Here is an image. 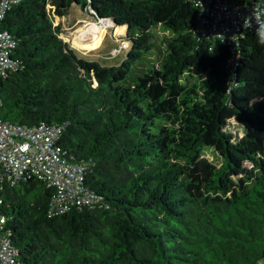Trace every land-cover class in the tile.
Wrapping results in <instances>:
<instances>
[{
	"label": "trees",
	"instance_id": "trees-1",
	"mask_svg": "<svg viewBox=\"0 0 264 264\" xmlns=\"http://www.w3.org/2000/svg\"><path fill=\"white\" fill-rule=\"evenodd\" d=\"M80 9L125 29L122 59L60 36L54 17ZM202 15L197 0H22L6 10L0 31L17 39L19 65L0 79V117L63 125L59 143L87 165L95 196L55 212L43 180L0 185L1 231L22 264L264 259V37L241 28L229 43L198 29Z\"/></svg>",
	"mask_w": 264,
	"mask_h": 264
},
{
	"label": "built area",
	"instance_id": "built-area-1",
	"mask_svg": "<svg viewBox=\"0 0 264 264\" xmlns=\"http://www.w3.org/2000/svg\"><path fill=\"white\" fill-rule=\"evenodd\" d=\"M19 1L22 0H0V19ZM197 2L203 12L199 30L229 43L237 39L241 28H251L264 37V0ZM16 48L17 39L7 31H0V79L18 68L19 63L13 58ZM63 129V125L42 122L28 126L0 117V185L14 186L29 178L43 180L55 189L52 199L55 212L93 203L95 196L84 185L87 165L71 161L67 149L59 143ZM5 219L0 210V264H22L17 249L1 231Z\"/></svg>",
	"mask_w": 264,
	"mask_h": 264
},
{
	"label": "rangeland",
	"instance_id": "rangeland-1",
	"mask_svg": "<svg viewBox=\"0 0 264 264\" xmlns=\"http://www.w3.org/2000/svg\"><path fill=\"white\" fill-rule=\"evenodd\" d=\"M243 0H230V2L238 3ZM56 25H61L63 32L61 37L69 42L71 46L76 47L88 54H107L111 62L122 59L127 49V41L124 40L125 29L114 25L110 20L101 19L99 22L93 20L85 11L81 10L77 13V18L66 15L64 17L56 15L54 17ZM156 39L159 41L164 32L159 26L154 28ZM238 136L242 135V129L236 119H232L230 125ZM260 264H264V259Z\"/></svg>",
	"mask_w": 264,
	"mask_h": 264
},
{
	"label": "bare ground",
	"instance_id": "bare-ground-1",
	"mask_svg": "<svg viewBox=\"0 0 264 264\" xmlns=\"http://www.w3.org/2000/svg\"><path fill=\"white\" fill-rule=\"evenodd\" d=\"M122 30L124 29L123 27H120Z\"/></svg>",
	"mask_w": 264,
	"mask_h": 264
}]
</instances>
